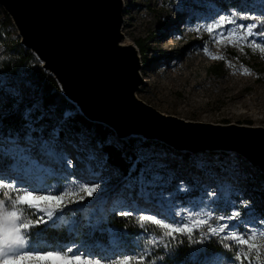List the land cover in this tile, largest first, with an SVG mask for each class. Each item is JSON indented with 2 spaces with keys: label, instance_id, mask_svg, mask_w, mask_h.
Here are the masks:
<instances>
[{
  "label": "rangeland",
  "instance_id": "rangeland-1",
  "mask_svg": "<svg viewBox=\"0 0 264 264\" xmlns=\"http://www.w3.org/2000/svg\"><path fill=\"white\" fill-rule=\"evenodd\" d=\"M120 1L123 40L128 44L136 43L144 51L136 92L140 101L160 114L185 122L238 124L264 129V54L244 45L233 46L228 40L213 42V37L203 30L220 15H228L232 10L262 14L264 0ZM237 23L251 21L238 20ZM235 26L226 25L220 31L226 33ZM12 30L19 39L16 29ZM212 56L224 59H213ZM37 67L40 63L35 60L30 70ZM244 68L251 75H244ZM0 89V119L8 112L24 110L29 128L40 135L39 138L8 137L9 131L0 126V160L11 161L7 168H2L1 162L0 170H7L25 186L39 185L50 190L68 187L70 180L100 185L92 197L81 193L85 199L69 204L55 224L50 223L53 228L68 233L75 219L94 226L107 215L124 217L118 214L124 210L155 215L167 222L182 221L185 213L191 210L211 213L210 223L214 227L227 223L240 232L248 226L264 227L260 224L264 220V199L259 196L264 194V180L258 168L239 154L210 150L186 152L167 146L159 139L141 135L129 137L127 132L115 135V130L110 127L109 143L122 148V143L128 139L134 141L135 159L129 168L121 171L106 162L99 151L100 144L94 143L86 131L76 133L72 130L71 119L75 111L78 113L74 104L63 108L62 113L44 110L41 98L52 91L51 88H41L34 82L29 85L17 76L3 75ZM9 99L14 101L13 108L9 107ZM42 117L51 118V122L41 120L34 124V118ZM185 154L189 156L185 157ZM126 157L130 160V156ZM63 165L71 174L65 173ZM234 210L241 212L243 223L216 219L228 216ZM148 234L141 231L129 248L121 241L114 242L115 238L101 248L94 243L76 244L74 239L54 243L41 239L46 246L74 244L99 256L115 257L137 251V246ZM200 236L201 232L194 233L195 238L200 239ZM210 239L221 241L220 237L210 234L203 240ZM228 249L227 254L213 255L207 264H234V249ZM166 251L168 249L161 245L150 255L162 257ZM227 255H230L229 262L225 260ZM162 259H158L157 264H161Z\"/></svg>",
  "mask_w": 264,
  "mask_h": 264
},
{
  "label": "snow or ice",
  "instance_id": "snow-or-ice-1",
  "mask_svg": "<svg viewBox=\"0 0 264 264\" xmlns=\"http://www.w3.org/2000/svg\"><path fill=\"white\" fill-rule=\"evenodd\" d=\"M238 20L251 23H237ZM233 24L236 26L226 33L220 31L226 25ZM203 30L213 37V42L228 40L233 46L244 45L264 54V13L257 15L232 10L228 15H220ZM240 50L243 51V47ZM212 58L224 59L217 56ZM242 71L244 75H251L247 68ZM99 187V184L89 185L71 180L68 187L60 190H50L39 185L25 186L7 170H0V264H157L162 257L150 255L155 248L163 245L167 249L171 241H178L181 236L199 243L207 234L220 237L225 248L234 249V264H244L245 261L247 264H264V227L248 226L244 232L227 223L214 227L210 223L211 213L191 210L185 213L182 221L177 222H167L151 214L120 211L118 214L121 216L135 217V223L141 231L149 233L137 246V251L131 254L104 257L74 244L46 246L41 239L40 226H49L50 222L54 225L69 204L85 199L81 193L92 197ZM216 219L243 223L239 210ZM260 224L264 225V220ZM151 232L157 234L151 235ZM197 232H201L200 240L194 237Z\"/></svg>",
  "mask_w": 264,
  "mask_h": 264
},
{
  "label": "bare ground",
  "instance_id": "bare-ground-1",
  "mask_svg": "<svg viewBox=\"0 0 264 264\" xmlns=\"http://www.w3.org/2000/svg\"><path fill=\"white\" fill-rule=\"evenodd\" d=\"M99 4L101 6L97 7L98 17L93 28L97 40V55L95 49L93 54L84 53V46L77 50L85 44L83 42L94 37L92 31L90 30V35L85 38L78 36L74 39V42H78L76 48L73 47L72 50V46L67 44L61 56L64 60L65 75L38 47L34 46L46 60L48 68L55 71L65 92L78 104L85 116L93 121L104 122L113 128L117 135L127 132L128 136L141 135L147 139H159L182 151L231 150L258 165L264 172V136L261 133L184 126L158 118L126 98L125 95L132 89V78L123 59L124 54L100 43V37L105 38L110 31L108 24L111 21L106 17L105 4ZM79 44L82 45L78 47ZM120 45L130 44L122 40ZM123 63H126V67Z\"/></svg>",
  "mask_w": 264,
  "mask_h": 264
},
{
  "label": "trees",
  "instance_id": "trees-1",
  "mask_svg": "<svg viewBox=\"0 0 264 264\" xmlns=\"http://www.w3.org/2000/svg\"><path fill=\"white\" fill-rule=\"evenodd\" d=\"M12 28H14V26L10 18L0 7V77L3 75L17 76L26 84L30 85L34 82L35 85L41 88H51L52 91L42 96L41 105L47 113L49 110L62 113L63 108L72 104L61 94L56 82L44 73L40 67H37L35 70H30V65L32 62H35L36 58L19 44V39L14 36ZM135 45L141 57L144 51L140 50L136 43ZM217 68L218 67H216V69ZM25 73L27 75L22 76V74ZM214 74H217L216 71ZM0 92H2L1 89ZM1 95L4 94L1 93ZM8 103L9 107L13 108L14 101L9 99ZM38 114L39 112L35 116H38ZM69 117L70 116H68L67 119H70ZM34 120V124H39L41 120L51 122V118L46 117H42L38 120L34 118ZM0 123V126L4 127L5 131H9L8 137H40L37 130H31L29 128L28 121L24 118V110L17 109L12 113H6V115L0 119ZM71 123L72 130L76 131V133L86 131L94 143L98 142L100 144L99 151L104 154L105 160L110 166L121 171H125L131 166L133 159H135V153L133 151L134 141L131 139H128L126 142L121 141L123 142L122 148L109 143L107 138L111 131L107 126L89 122L76 111L74 112V117L71 119ZM7 150H10V148H7ZM123 150L126 151L124 152ZM129 150L133 153H130ZM127 155L130 156V160H127ZM184 156L186 157L189 155L185 154ZM1 162L2 159L0 160V163ZM10 162V160L6 162L3 161L1 163L2 168H7ZM63 169L65 173L71 174L70 170L64 165ZM260 177L264 180V174L260 173ZM259 196L264 199L263 193H260ZM40 229L42 230V237L47 240L49 239L48 241L51 240L53 243L56 242V240L64 241L74 239L76 244L78 242L94 243L98 248L108 246L113 238H115L116 241L114 242L117 244L121 241L124 243L125 247L129 248L141 233V229L132 217H117L115 215H107L106 218L102 219L101 222L94 226L81 219H75L73 228H71V231L68 233L59 231L58 228H53L51 224H49V226H40ZM196 236L197 234L195 237ZM195 239L200 240L198 238ZM167 249L168 251L163 253L165 255L162 256L163 259L161 264H207L211 261L213 255L218 253L220 255L224 253L227 254V252H229V249L225 248L223 242L220 240L210 239L209 241L203 240L202 242L196 243L189 241L187 237L183 236H181L178 241H171L170 247ZM113 255L116 254L113 253ZM229 256H226L227 259L225 260H227V262L230 260Z\"/></svg>",
  "mask_w": 264,
  "mask_h": 264
},
{
  "label": "water",
  "instance_id": "water-1",
  "mask_svg": "<svg viewBox=\"0 0 264 264\" xmlns=\"http://www.w3.org/2000/svg\"><path fill=\"white\" fill-rule=\"evenodd\" d=\"M92 1L93 0H90L88 3V0H0V7L6 12L17 31V34L19 36V44L36 58V60L40 63L41 70L56 82L61 94L66 98L67 101L77 107L78 113L82 117H84L89 122L98 123L110 128V126H108L104 122L93 121L85 116L78 104L73 101L65 92L62 83L55 74V71L48 68L46 60H44L40 56L39 52L34 49V46L38 47L40 51H42L44 55L48 57L50 62L66 75V70H64V60L61 56L64 52V48H67L68 45L72 46V50L73 47L76 48V43L78 42H74V39H76L78 36L81 38H85L87 35H90V32L92 31L94 37H90L91 39L89 40L87 39V42H83L85 44H81L82 46L79 44L78 47L81 46V48L79 47L77 48V50H81L85 47L84 53L91 52L92 54L94 53L93 50H96L97 40L93 28L98 17V8H100L99 6H101L99 3H104L106 9L105 11L107 13L106 17H108L111 22H109L108 24L110 31L108 32L107 36H105V38H103V36L100 37V43L102 42L101 44H105V47H108L111 50H116L118 53L124 54L125 56L123 57V59L127 63L129 71L128 73L132 78V89L129 90L125 95L126 98L131 99L133 102L137 103L144 109L155 114V116H157L158 118L180 123L184 126L209 128L214 130L233 129L236 131L244 132H259L262 136H264V129L261 127L238 124L212 125L185 122L173 116L160 114L159 112L153 110L151 107L140 101L136 96V92L140 84L139 73L142 62L139 50L136 45H120L121 41L124 39L123 35L121 34V1ZM95 54L97 55V50L95 51ZM126 63H123L125 67ZM115 135H117L116 132ZM216 151L234 152L231 150ZM239 156L246 159L242 155ZM247 161L250 165L257 167L260 173L264 174V172L258 165L251 163L249 160Z\"/></svg>",
  "mask_w": 264,
  "mask_h": 264
}]
</instances>
